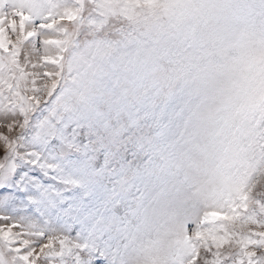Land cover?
<instances>
[{
  "label": "rangeland",
  "instance_id": "374dc122",
  "mask_svg": "<svg viewBox=\"0 0 264 264\" xmlns=\"http://www.w3.org/2000/svg\"><path fill=\"white\" fill-rule=\"evenodd\" d=\"M83 6L86 22L53 50L50 86L59 81L73 119L131 143L83 136L65 157L55 141L33 142L41 163L27 181L38 203L71 208L65 234L89 247L97 236L83 225L125 201L121 264H171L186 218L244 187L264 191V0ZM10 174L0 169V184Z\"/></svg>",
  "mask_w": 264,
  "mask_h": 264
},
{
  "label": "snow or ice",
  "instance_id": "6c2138e0",
  "mask_svg": "<svg viewBox=\"0 0 264 264\" xmlns=\"http://www.w3.org/2000/svg\"><path fill=\"white\" fill-rule=\"evenodd\" d=\"M86 2L0 0V169L11 172L0 184V264H121L125 201L107 220L83 225L97 236L89 247L65 234L71 208L38 203L27 181L30 167L41 163L33 142L55 141L65 157L79 151L83 136L108 137L117 151L131 143H121L130 136L124 132L73 119L58 100L59 81L50 86L49 69L60 60L53 50L68 43L69 24L86 22ZM171 264H264V191L244 187L186 218Z\"/></svg>",
  "mask_w": 264,
  "mask_h": 264
},
{
  "label": "clouds",
  "instance_id": "9594fccd",
  "mask_svg": "<svg viewBox=\"0 0 264 264\" xmlns=\"http://www.w3.org/2000/svg\"><path fill=\"white\" fill-rule=\"evenodd\" d=\"M139 255L141 257V260L146 262V261L150 260V258L153 255V253H151V252H141Z\"/></svg>",
  "mask_w": 264,
  "mask_h": 264
}]
</instances>
